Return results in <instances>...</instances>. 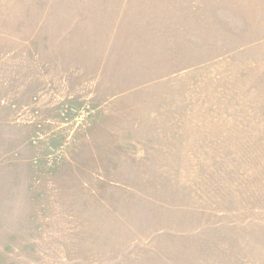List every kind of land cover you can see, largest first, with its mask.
Listing matches in <instances>:
<instances>
[{"label":"rangeland","instance_id":"1","mask_svg":"<svg viewBox=\"0 0 264 264\" xmlns=\"http://www.w3.org/2000/svg\"><path fill=\"white\" fill-rule=\"evenodd\" d=\"M0 264H264V0H0Z\"/></svg>","mask_w":264,"mask_h":264}]
</instances>
